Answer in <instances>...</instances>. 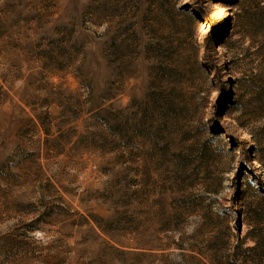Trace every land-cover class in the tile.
Instances as JSON below:
<instances>
[{"label":"rangeland","instance_id":"obj_1","mask_svg":"<svg viewBox=\"0 0 264 264\" xmlns=\"http://www.w3.org/2000/svg\"><path fill=\"white\" fill-rule=\"evenodd\" d=\"M0 264H264V0H0Z\"/></svg>","mask_w":264,"mask_h":264}]
</instances>
